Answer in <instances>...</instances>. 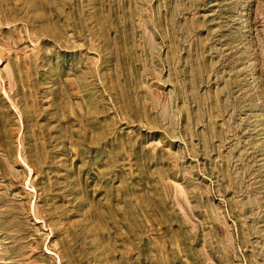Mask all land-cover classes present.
Returning a JSON list of instances; mask_svg holds the SVG:
<instances>
[{
	"label": "rangeland",
	"instance_id": "374dc122",
	"mask_svg": "<svg viewBox=\"0 0 264 264\" xmlns=\"http://www.w3.org/2000/svg\"><path fill=\"white\" fill-rule=\"evenodd\" d=\"M0 264H264V0H0Z\"/></svg>",
	"mask_w": 264,
	"mask_h": 264
}]
</instances>
